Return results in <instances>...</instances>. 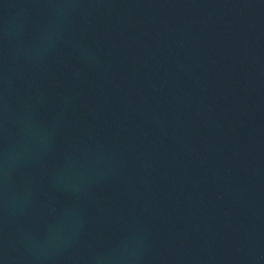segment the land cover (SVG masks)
Returning <instances> with one entry per match:
<instances>
[{
	"label": "water",
	"instance_id": "95a60500",
	"mask_svg": "<svg viewBox=\"0 0 264 264\" xmlns=\"http://www.w3.org/2000/svg\"><path fill=\"white\" fill-rule=\"evenodd\" d=\"M0 264H264V0H0Z\"/></svg>",
	"mask_w": 264,
	"mask_h": 264
}]
</instances>
